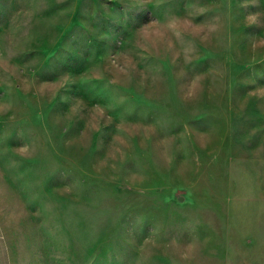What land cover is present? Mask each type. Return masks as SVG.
<instances>
[{
    "label": "rangeland",
    "instance_id": "rangeland-1",
    "mask_svg": "<svg viewBox=\"0 0 264 264\" xmlns=\"http://www.w3.org/2000/svg\"><path fill=\"white\" fill-rule=\"evenodd\" d=\"M0 219L21 264H264V0H0Z\"/></svg>",
    "mask_w": 264,
    "mask_h": 264
},
{
    "label": "crops",
    "instance_id": "crops-1",
    "mask_svg": "<svg viewBox=\"0 0 264 264\" xmlns=\"http://www.w3.org/2000/svg\"><path fill=\"white\" fill-rule=\"evenodd\" d=\"M260 259H251L243 264H261ZM240 261H222L221 264H240ZM0 264H21L16 241L12 238L5 229V226L0 219Z\"/></svg>",
    "mask_w": 264,
    "mask_h": 264
}]
</instances>
